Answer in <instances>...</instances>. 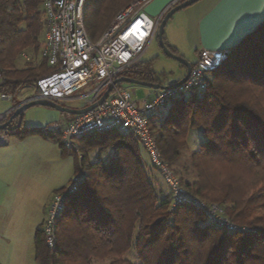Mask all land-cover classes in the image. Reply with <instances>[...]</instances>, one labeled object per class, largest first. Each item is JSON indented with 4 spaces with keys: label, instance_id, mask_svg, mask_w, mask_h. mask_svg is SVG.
I'll use <instances>...</instances> for the list:
<instances>
[{
    "label": "trees",
    "instance_id": "obj_1",
    "mask_svg": "<svg viewBox=\"0 0 264 264\" xmlns=\"http://www.w3.org/2000/svg\"><path fill=\"white\" fill-rule=\"evenodd\" d=\"M133 1L88 0V35L100 38ZM41 4L42 0H0V93H12L16 103L29 86L30 95H36L38 79L52 72L48 61L40 58L46 33ZM165 42L177 52L166 37ZM227 49V61L213 73L204 92L169 100L163 111L150 116V125L162 155L189 191L223 206L241 230L221 228L190 205L171 209L172 193L151 180L136 136L90 133L77 139L82 156L77 154L75 174L82 170L84 176L78 190L67 194L56 223L55 248L47 245L44 223L36 230L39 264H264V19ZM125 74L169 85L152 62L139 61ZM194 129L204 138L182 162ZM4 132L19 138L38 133L55 138L64 153L68 150L60 134L24 126L20 118ZM188 174H195V180ZM133 249L137 262L125 256Z\"/></svg>",
    "mask_w": 264,
    "mask_h": 264
},
{
    "label": "built area",
    "instance_id": "obj_2",
    "mask_svg": "<svg viewBox=\"0 0 264 264\" xmlns=\"http://www.w3.org/2000/svg\"><path fill=\"white\" fill-rule=\"evenodd\" d=\"M152 1L131 2L118 12L102 36L93 40L85 26L84 11L88 0H42L46 33L40 58L48 61L52 72L38 79V93L26 100L47 99L61 104L76 100L81 102L82 107H87L97 103L106 90L113 86L102 103L75 114L66 123L55 121L48 124L46 132L60 134L61 142L77 151L79 157L82 155L77 139L87 134L117 131L136 136L148 153L150 163L161 173L172 193L171 209L190 205L202 211L208 221L221 228L231 232L241 230L229 218L223 206L207 202L189 191L162 155L150 125V116L169 100L180 94L204 92L213 73L227 61L230 49L203 48L185 82L175 88L153 90L141 100L135 98L130 89L120 82L115 83L141 61L157 38L159 26L170 6L153 17L145 11ZM23 56L30 59L27 53ZM2 82L3 75L0 72V84ZM87 87L89 89L83 91ZM0 97L13 100L12 93L2 92ZM26 100L17 103L13 110ZM6 143L5 132L0 131V145ZM83 176L81 170L68 189L53 196L43 225L49 248L56 246V223L65 210L67 194L78 190Z\"/></svg>",
    "mask_w": 264,
    "mask_h": 264
},
{
    "label": "rangeland",
    "instance_id": "obj_3",
    "mask_svg": "<svg viewBox=\"0 0 264 264\" xmlns=\"http://www.w3.org/2000/svg\"><path fill=\"white\" fill-rule=\"evenodd\" d=\"M207 1L204 2V0H199L194 4L177 11L168 21L165 28V35L172 25L177 24L178 27L180 23H185L186 25V21L188 19L196 18L200 13L202 14L206 9V6L209 4ZM175 32L177 34L176 41L178 43L176 53L180 56H183V54L187 55V58L183 57L190 63H194L197 58H195L196 52L189 42L191 38L190 27L189 33H187V40L183 32L180 34L177 29H175ZM43 42L44 39L42 44ZM141 61L152 62L154 70L162 74L165 73L163 75V82L165 84L174 82L181 74L185 73L186 70V67L179 60L164 53L157 38L143 55ZM23 62L24 60L22 59L21 63ZM120 83L129 88L134 97L139 100L150 95L149 92L151 91V87L136 83ZM32 88V86L26 88V90H24L22 95L18 98L22 99L26 95L32 94ZM88 89L89 87L84 88L83 91H87ZM78 93L79 92L76 94ZM12 104L13 100H4L0 97V106H11ZM63 105L73 108L82 106L81 102L76 100L63 102ZM164 109L165 108L163 107L161 108L162 111ZM64 114L65 113L60 110L52 107L35 105L24 111L22 121L24 126L45 128L50 121L59 120V122H61L60 119L64 117ZM71 117L72 115L69 114L62 119L64 121ZM8 136L10 141L13 138H16V135L13 134H8ZM203 138L204 137L200 129H194L191 131L189 135L188 147H185L182 151L180 159L182 162L188 156L189 152L200 144ZM50 140L54 142V144L50 143V145H42L40 143L38 146H33L29 144L30 141H27L20 148V153L24 156L22 157L21 155L18 158V161L23 164L20 170L21 177L17 180V184L15 183L16 188L11 189H19V191H22L21 195L23 198L21 201L22 203L16 204L18 205L19 210L16 213V216L12 218L13 222L10 220L8 223L9 230H11L12 234L9 236H3L4 238L0 236V264H39L35 260L34 237L36 229L45 222L47 218V211L54 194L62 187H66V189H68L76 175V166L79 156L78 152L74 149L68 148L66 153H64L60 148L59 142H57L55 138H51ZM5 147L7 146H1L0 148L6 149ZM31 148L33 150V154L31 157H26ZM143 150L144 161L148 170H150L149 173L151 180H153L159 187L168 191L167 184L162 180L160 174L154 170V167L150 163L148 153L144 148ZM107 152L110 154L112 150L110 149ZM97 155L98 154L95 152L93 157H96ZM106 158L107 155L104 159ZM8 209L9 211L12 210L10 204L8 205ZM125 256L132 259L134 262L138 261L134 249ZM95 264H106V262L97 261Z\"/></svg>",
    "mask_w": 264,
    "mask_h": 264
},
{
    "label": "crops",
    "instance_id": "obj_4",
    "mask_svg": "<svg viewBox=\"0 0 264 264\" xmlns=\"http://www.w3.org/2000/svg\"><path fill=\"white\" fill-rule=\"evenodd\" d=\"M180 1L182 0H153L147 5L145 11L150 16L154 17L159 15L168 6H170V9L172 4V6H174ZM205 1L207 0H204V2ZM207 2H209V4L206 6V9L202 14L200 13L196 18L188 19L186 25L185 23H180L179 27L177 24L172 25L165 35L168 43L177 50L178 43L176 41L177 34L175 29H177L180 34L183 32L187 40V33H189L190 27L191 38L189 42L196 52V57L194 56L197 58L196 61L203 48L225 49L234 47L246 33L251 31L261 20L264 19V0H208ZM183 56L187 58V55L183 54ZM186 72L187 69L177 80L166 84H174L185 76ZM153 89L155 88L151 87L149 94ZM31 97L32 95H26L20 99V102ZM16 105L17 103L13 100L11 106H0V117L5 116L3 118L9 119L14 113L15 110H13V108ZM81 107L82 106L78 108ZM63 113L66 114V112ZM65 114L62 118L69 115ZM62 118L60 119L61 122L66 123L68 119L63 121ZM71 118H69V120ZM52 122L55 121H50L48 124ZM5 135L7 136V143L0 145V147L7 146L5 147L6 149L0 148V236L2 237L12 234L11 230H9L8 223L14 216H16V213L19 210L18 205L16 204L22 203V191H19V189H11L16 188L15 183L17 184V180L21 177L20 170L23 164L18 161V158L21 155L24 157L23 154L20 153L21 146L27 141H30L29 144L33 146H38L40 143L42 145H50V143L54 144L50 138L44 137L38 133L28 134L24 138L16 136V138H13L11 141L8 133H5ZM193 150H195V147ZM32 154L33 150L31 148L26 157H31ZM154 170L156 169L154 168ZM156 171L162 177L161 173L158 170ZM187 177L192 181L195 180V174H188ZM162 180L164 181L163 177ZM9 204L12 209L10 211L8 209Z\"/></svg>",
    "mask_w": 264,
    "mask_h": 264
},
{
    "label": "water",
    "instance_id": "obj_5",
    "mask_svg": "<svg viewBox=\"0 0 264 264\" xmlns=\"http://www.w3.org/2000/svg\"><path fill=\"white\" fill-rule=\"evenodd\" d=\"M197 1H199V0H182V1L178 2L177 4H175L174 6H172L173 5L172 4L171 8L166 12V14H165L160 26H159V30H158V34H157V39H158L160 46L163 49L164 53L170 57H173V58L179 60L186 67L187 72H186L185 76H183L180 80H178L174 84H169V85H162V84L155 83V82L143 81V80H139V79H136L134 77H131V76H127V75L118 78L115 81V83L128 82V83H136V84L145 85V86L152 87L155 89H167V88H175L178 85H180L181 83L185 82L191 73V69L193 67V64L190 63L183 56H180L177 53H175L174 51H172V49L167 45V43L165 42V28H166L168 21L171 19V17L177 11H179V10H181L187 6H190ZM112 88H113V86H110L97 103H94V104L87 106V107H81V108H73L70 106H65L61 103L51 101V100H47V99L26 100L25 102H23V104L20 107L15 109L14 113L9 117V119L7 121L0 123V131H5L7 129H10L11 124L15 120H17L18 118H20V120L22 119L21 115L24 113V111H26L27 109H29L30 107L35 106V105L52 107V108L60 110L61 112H66V113H70V114H79V113L86 112V111L92 109L93 107H95L97 104L102 103L107 98V96L109 95Z\"/></svg>",
    "mask_w": 264,
    "mask_h": 264
},
{
    "label": "flooded vegetation",
    "instance_id": "obj_6",
    "mask_svg": "<svg viewBox=\"0 0 264 264\" xmlns=\"http://www.w3.org/2000/svg\"><path fill=\"white\" fill-rule=\"evenodd\" d=\"M130 75L132 76V75H133V73H132V72H130Z\"/></svg>",
    "mask_w": 264,
    "mask_h": 264
}]
</instances>
